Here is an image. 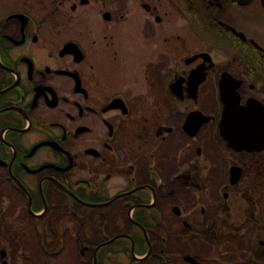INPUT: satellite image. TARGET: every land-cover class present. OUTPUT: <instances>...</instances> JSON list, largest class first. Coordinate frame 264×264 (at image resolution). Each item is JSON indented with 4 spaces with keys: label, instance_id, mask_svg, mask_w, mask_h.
Returning a JSON list of instances; mask_svg holds the SVG:
<instances>
[{
    "label": "flooded vegetation",
    "instance_id": "obj_1",
    "mask_svg": "<svg viewBox=\"0 0 264 264\" xmlns=\"http://www.w3.org/2000/svg\"><path fill=\"white\" fill-rule=\"evenodd\" d=\"M229 92L244 118L264 117L260 0H0V248L29 244L31 228L47 258L70 244L78 264L85 248L90 264H121V241L130 264H264V148L223 139L224 117L241 118L224 114ZM193 111L209 120L165 155ZM202 132L226 166L218 177L209 160L200 183L176 159L200 154ZM120 234L131 240L100 246Z\"/></svg>",
    "mask_w": 264,
    "mask_h": 264
},
{
    "label": "rangeland",
    "instance_id": "obj_2",
    "mask_svg": "<svg viewBox=\"0 0 264 264\" xmlns=\"http://www.w3.org/2000/svg\"><path fill=\"white\" fill-rule=\"evenodd\" d=\"M87 12L85 13V17L89 20L92 19H98L97 15L91 10V8L89 7L87 10ZM101 12V9H100ZM101 16V14H100ZM97 66H98V71L100 72V58H98L96 60ZM183 106L180 108L179 110L180 112H187L190 106L182 104ZM171 111V108H170ZM177 117V116H176ZM171 120H173L172 118H175L174 114H171L169 117ZM209 135L208 133L202 132L201 135L199 136L201 138V140L199 141V138H195L194 141H198V142H203L205 140V143L201 144V148H200V154L198 156L193 157V154L191 153V151H187L188 147L184 146L180 149L179 153L177 154V159H176V163H177V167H178V171L179 174L182 173L181 176H186L187 178H191L194 174V167H197V178L200 179V183H203V180H206V176H207V172H208V165H209V160L214 162L213 164V168L216 165V172L219 175L218 177L222 176L224 173V169L226 166V161L223 159H220L216 153V146H214L213 143V139L208 138ZM190 138H192L191 140H193V137H184L178 130L176 131V134L174 135V137L172 139H170L168 147L164 150V154H173L174 155V149L180 144V147L186 142V144L188 142H191ZM214 138V137H213ZM215 139V138H214ZM185 144V145H186ZM218 160V163L216 164ZM166 168V172L170 169L171 163H168V165ZM216 174V175H217ZM119 180L115 179V180H111L108 181V185H111L109 187V191L107 193H109V195L114 194L117 190L116 188L113 186L114 184H116ZM184 186L186 188H188L187 184H184ZM190 192L194 193L193 189L190 188L189 190ZM207 194V191H203V195L202 197V201L206 203L207 198L205 197ZM184 197L186 198L185 204H184V209H187L188 207H190L193 203H194V199H193V195L190 194H186L184 195ZM198 200V199H197ZM47 219L44 220V225H45V231L47 232V235H49V232L54 233V221L52 220V222L48 225L45 223ZM67 221V220H66ZM68 224L63 221L62 224L59 227V233L64 229L65 226H67ZM114 229V227H112ZM44 231V232H45ZM40 233H42V230L40 229ZM255 235V234H254ZM250 234H248L247 236H244L243 238L239 237L236 242H235V246L238 250H236L237 253H242L244 251L247 250V248L249 247L250 243L248 241V238L250 239ZM26 240L29 239L30 243L29 244H25L23 243V246H21V248H15L12 247L11 249L9 248H0V251H6L7 252V257L5 258V260L8 262V264H78L77 262V258L75 256V249L74 246H70V244H67V247L61 251L58 252L56 256H58L60 253H62L58 258L56 256H53L52 258H47L46 255L41 251V245H39L37 243V239L34 237L33 231L30 228L28 231H26ZM262 237L264 238V234L262 235ZM48 240V239H47ZM121 241V247H119L120 249H117V251H120L122 254H120L118 256V260L120 261L121 264H130L131 263V249H128L127 247V243ZM48 245V244H47ZM49 247V245L47 246ZM118 247V246H117ZM124 248H126V250L130 253L126 255V253H124ZM63 249V248H62ZM57 250V249H56ZM55 250V251H56ZM61 250V249H60ZM85 250L87 251L86 254L89 257H92L91 254V250L85 248ZM50 251V248H49ZM223 251V250H221ZM9 254L11 259L9 258ZM225 258L224 259H228V255H223ZM29 257V258H28ZM71 257V263H69L67 260V258ZM89 257L85 258L87 261V263L90 264V259ZM0 264H1V259H0Z\"/></svg>",
    "mask_w": 264,
    "mask_h": 264
},
{
    "label": "water",
    "instance_id": "obj_3",
    "mask_svg": "<svg viewBox=\"0 0 264 264\" xmlns=\"http://www.w3.org/2000/svg\"><path fill=\"white\" fill-rule=\"evenodd\" d=\"M239 2L246 3L250 0H237ZM264 3V0H261ZM236 98L234 95L229 92L228 96V103L231 105L228 106V110H231L234 115L241 116L239 119L233 120H223L222 125L227 128L226 133H224L225 128H223V138L228 142L229 145L235 146L240 145V147H247V145H255L256 142H259L261 139V143L259 144L261 149L264 148V135L258 137L252 133L251 130L261 129L264 132V117L262 119L258 118H251L248 119L244 118L246 116L243 110L235 108ZM208 121V118L202 116L200 112H191L187 115L185 123L183 125V130L189 137H193L196 135L197 131L200 127ZM260 136V134H259ZM258 140V141H257ZM236 176L235 172H232ZM235 177L231 180L235 182ZM4 254V253H3ZM3 264H5L3 262Z\"/></svg>",
    "mask_w": 264,
    "mask_h": 264
},
{
    "label": "bare ground",
    "instance_id": "obj_4",
    "mask_svg": "<svg viewBox=\"0 0 264 264\" xmlns=\"http://www.w3.org/2000/svg\"><path fill=\"white\" fill-rule=\"evenodd\" d=\"M223 102H224L225 105H227V102H226L225 99L223 100ZM224 114H225V116H227L229 114H233V112L231 110H227V111H224ZM224 120L227 121V119H225V117H224ZM236 150H240V148L239 147H236Z\"/></svg>",
    "mask_w": 264,
    "mask_h": 264
}]
</instances>
